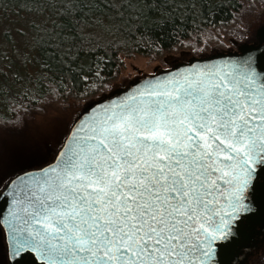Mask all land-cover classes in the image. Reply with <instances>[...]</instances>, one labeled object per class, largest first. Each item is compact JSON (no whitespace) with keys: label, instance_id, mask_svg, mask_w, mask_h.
Returning a JSON list of instances; mask_svg holds the SVG:
<instances>
[{"label":"snow or ice","instance_id":"obj_1","mask_svg":"<svg viewBox=\"0 0 264 264\" xmlns=\"http://www.w3.org/2000/svg\"><path fill=\"white\" fill-rule=\"evenodd\" d=\"M6 3L16 5L14 16ZM49 3L0 0V47L13 29L25 38L42 32L49 47L72 43L77 0H61L50 27L37 22ZM160 3L120 6L160 27ZM249 43L257 54L157 68L131 83L101 80L95 89L108 87V96L84 93L70 129L63 125L71 113L60 109L32 128L0 127V238L9 264H233L264 222V36ZM157 55L168 63L172 54L159 47Z\"/></svg>","mask_w":264,"mask_h":264},{"label":"trees","instance_id":"obj_2","mask_svg":"<svg viewBox=\"0 0 264 264\" xmlns=\"http://www.w3.org/2000/svg\"><path fill=\"white\" fill-rule=\"evenodd\" d=\"M260 1L161 0L154 15L162 13L164 21L151 27L137 20V7L120 6L126 0H77L70 9L80 20L76 38L61 48L43 44L42 32L31 31L25 38L13 29L0 47V120H10L17 110L42 111L49 98L61 102L83 99L86 92L99 95L104 88L96 90L95 85L116 78L121 56L156 57L159 47L165 53L203 45L207 49L222 37H236L237 20ZM60 3L50 0L37 22L50 27ZM3 10L11 17L18 9L6 3ZM33 38L35 43L25 42Z\"/></svg>","mask_w":264,"mask_h":264},{"label":"rangeland","instance_id":"obj_3","mask_svg":"<svg viewBox=\"0 0 264 264\" xmlns=\"http://www.w3.org/2000/svg\"><path fill=\"white\" fill-rule=\"evenodd\" d=\"M254 8H247L243 14L241 20H237L236 26V37H231L226 40L221 38L220 42H215L210 48L205 49L203 46H196L193 49L184 48L180 50H174L166 52L165 54L171 53V59L168 63L162 61V57H142L135 56L132 58H127L121 56L122 58V67L120 68L116 78L113 80H124L131 83L132 80H138L143 75H150L155 69L159 68L161 70H171L172 67L175 69L183 67L186 63H196L203 61H210L217 58L224 57H233L244 55L250 51L254 52L251 49L249 41L257 36H264V0H261L258 4H255ZM238 33V34H237ZM261 49H264V45L261 46ZM184 52L188 55H185L183 59H178L177 53ZM211 57V59H200V57ZM140 69V72H137L136 69ZM159 74V72H157ZM112 81V82H113ZM110 89L105 87L99 95L90 97L93 99L99 98L101 95L108 96ZM123 91H117L115 95L111 98L115 99L119 95H122ZM86 99H68L61 102H58L55 99L49 98L45 101L42 106V111H19L14 117L8 121L0 120V127H15L28 129L35 127L41 124L44 118H55L57 115L56 110H68L71 113V118L63 125L64 130L70 129L72 125V120L76 118L79 109L85 104ZM104 103L108 102L107 100L102 101ZM76 109V111H72ZM63 135L58 138V142L55 144H50L51 151L48 153L47 160L50 162L51 157L59 147V143L63 141ZM27 163H43V161H28ZM5 246L6 240L0 238V264H9L8 260L5 258ZM255 251L256 255L249 258V264H254V261L257 257L264 255V222L259 220L255 224V229L249 239L245 242V246L241 251V254L236 257L233 261V264H236L237 260H244L245 252Z\"/></svg>","mask_w":264,"mask_h":264},{"label":"water","instance_id":"obj_4","mask_svg":"<svg viewBox=\"0 0 264 264\" xmlns=\"http://www.w3.org/2000/svg\"><path fill=\"white\" fill-rule=\"evenodd\" d=\"M261 50H264V49H261ZM254 55L255 54H257L255 51L254 52H252ZM249 53L247 52V53H245L244 55H248ZM222 59H229V57H224V58H217V59H214V60H210V61H203V62H196V63H193V64H207V63H213V62H218L219 60H222ZM183 68H184V66L183 67H180V68H177L176 70H178V71H183ZM116 99V98H115ZM107 103V102H106ZM259 222V220H257V222L256 223H258ZM249 239V238H248ZM37 264H38V262H37Z\"/></svg>","mask_w":264,"mask_h":264}]
</instances>
